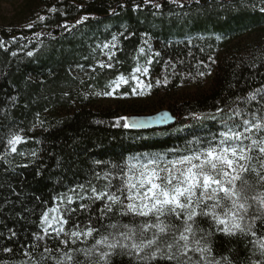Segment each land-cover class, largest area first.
Returning <instances> with one entry per match:
<instances>
[{"label":"trees","instance_id":"trees-1","mask_svg":"<svg viewBox=\"0 0 264 264\" xmlns=\"http://www.w3.org/2000/svg\"><path fill=\"white\" fill-rule=\"evenodd\" d=\"M262 4L264 0H152L147 5L145 0H30L28 24L33 27L0 25V40L5 41V48H0V156L12 134L22 137L17 149L24 153L0 159V262L20 264L24 257L17 253L40 231V217L53 206L52 198L106 170L95 161L122 163L128 155L179 148L191 134L203 137L218 129L206 121L176 131L186 121L193 124V113H214L217 107L236 105L248 111L260 107L257 101L245 104L237 97H247L264 86ZM52 8L58 11H49ZM39 16L45 20L39 21ZM82 17L87 19L70 32L58 27L67 24L71 28ZM35 33L43 35L37 38ZM113 34L118 35L112 49L114 67L101 69L98 61H107V56L96 46L110 41ZM146 39L153 53H161L150 65L147 55L139 53L141 47L147 49ZM30 50L33 57L26 56ZM138 64L149 68L145 84H152L149 80L168 65L171 72L162 93H152V84L144 95H132L135 84L129 82L121 84L109 102L94 94L111 90L118 75L134 74ZM90 66L96 70L91 71ZM204 67L208 68L204 83L186 90L180 87L183 76L179 72L193 76ZM163 107L176 121L181 118L174 130L168 131L171 125L122 126L121 117L127 116L133 123L140 115ZM93 183L99 188L104 182ZM72 206L77 212L67 228L77 222L86 227L101 205L97 202L90 213L80 211L79 202ZM92 226L101 228V234L109 230L96 220ZM201 226L207 229L208 224L201 221ZM10 230L16 233L11 239ZM44 243L40 242L41 249ZM47 243L52 248L58 245L52 240ZM3 247H11L13 253H3ZM248 249L250 244L246 248L240 237L229 239L217 233L213 238L217 259L228 255L234 264H247ZM34 254L39 258V251ZM193 255L199 259L198 254ZM114 264L134 262L118 257Z\"/></svg>","mask_w":264,"mask_h":264},{"label":"snow or ice","instance_id":"snow-or-ice-1","mask_svg":"<svg viewBox=\"0 0 264 264\" xmlns=\"http://www.w3.org/2000/svg\"><path fill=\"white\" fill-rule=\"evenodd\" d=\"M151 2L145 0L146 5ZM155 7L158 9L160 5ZM259 10L264 12V4ZM86 19H78L71 28L67 24L58 27L70 32ZM38 20L44 21L45 16H39ZM34 35L39 38L43 33ZM118 35L124 36V33ZM118 35L113 34L110 41L96 46L107 56V61H98L101 69L114 67L112 49L116 47ZM15 39L13 37V41ZM144 44L147 49L141 47L139 53L147 55L146 64L150 65L161 53H153L147 39ZM0 48H5V41L0 40ZM11 55L15 57L17 53ZM33 55L31 50L26 52L27 57ZM78 67L83 68V65ZM90 68L93 72L96 70ZM133 71L147 75L149 68L138 64ZM197 75L205 73L198 71ZM131 80L135 81L132 95H144V89L153 87L136 75H132ZM128 83L124 76H117L111 82L115 87L94 94L112 96L121 84ZM237 100L245 104L257 101L260 107L248 111L236 105L217 107L210 114L193 113V124H184L175 130L182 132L205 121L218 124V129L207 136L194 135L179 148L128 155L122 158V163L95 161L97 165H105L106 170L95 172L84 183L52 198L53 206L40 217V231L33 233L32 241L17 253L24 257L20 264L29 261L33 264H114L118 257H129L134 264H234L228 255L220 259L213 255V238L217 233L229 239L243 238L246 248L251 245L247 264H264V115L259 114L264 113L261 102L264 86ZM167 118V113L160 117L161 120ZM120 119L124 120V128L147 126L144 122L129 124L127 118ZM21 141L20 135L12 134L0 159L18 153L17 145ZM93 180L104 183L98 188ZM75 202H79V210L84 213H90L97 202L101 205L98 214L89 217L86 227H81L79 222L71 228L65 227L77 212L72 206ZM114 216L120 219L113 221ZM123 218H128L129 222L123 223ZM93 220L109 230L101 234V228L92 226ZM105 221L112 222L105 224ZM201 221L208 224L207 229L201 226ZM15 236L10 230L9 239ZM48 240L57 241V247L49 246ZM41 241L45 242L42 249ZM89 241L94 242L90 246H79ZM2 251L13 253L11 247H3ZM37 251L39 258L34 254ZM54 252L59 256L53 255ZM193 254H198L199 259H194Z\"/></svg>","mask_w":264,"mask_h":264},{"label":"rangeland","instance_id":"rangeland-1","mask_svg":"<svg viewBox=\"0 0 264 264\" xmlns=\"http://www.w3.org/2000/svg\"><path fill=\"white\" fill-rule=\"evenodd\" d=\"M28 1H30V0H0V25H3V26H13V25L21 26V25H24L25 27H28V25H29L28 24V18H29V14H30L29 10L27 8ZM167 67H168V65L165 66L164 70L161 73H159L158 75H154L149 80V82L154 85V88L152 89V93L157 91L160 94L164 91L163 88L165 85V80L168 77V72H171V71H168ZM206 70H208V68H205V67L202 70H200V71H203L205 73L204 76H199V75H193L192 76V74H190V73H184L183 74L182 72H179V74H182V76H183L181 83H180V87L182 89L186 90V89L192 88L194 86V84L197 82L204 83L206 81ZM132 75H136L141 80L146 82V79H144V75H142L141 73H134ZM132 75H122V76H124L126 79H128L129 82H132L133 84H135V81L131 80ZM118 76H121V75H118ZM157 80L160 81L159 84L156 83ZM99 99L102 102H109L113 99V95L112 96H103L102 95L101 97H99ZM163 109H167V108L163 107ZM124 118H127L128 123L131 124V122L129 121V117L125 116ZM180 120H181V118L177 119L176 122H174L170 127H168V131L174 130V128L180 124L179 123ZM122 121L124 123V120H122ZM208 122L215 125L216 126L215 128L219 127L218 124H214L211 121H208ZM188 123H189L188 121L185 122V124H188ZM157 132L161 133V131H159V130H157ZM191 135L188 136V137H190L189 139L193 138V136H191ZM176 147H173V148H176ZM179 147H182V146H179ZM102 185L100 187H102ZM250 248H251V245H250ZM254 258H258V257H254Z\"/></svg>","mask_w":264,"mask_h":264},{"label":"water","instance_id":"water-1","mask_svg":"<svg viewBox=\"0 0 264 264\" xmlns=\"http://www.w3.org/2000/svg\"><path fill=\"white\" fill-rule=\"evenodd\" d=\"M167 113L168 118L166 120H161L160 117ZM137 122L149 123L153 127H166L172 125L176 122V118L172 113L167 109L159 110L152 114L140 115Z\"/></svg>","mask_w":264,"mask_h":264},{"label":"flooded vegetation","instance_id":"flooded-vegetation-1","mask_svg":"<svg viewBox=\"0 0 264 264\" xmlns=\"http://www.w3.org/2000/svg\"><path fill=\"white\" fill-rule=\"evenodd\" d=\"M147 124V126L149 125V123H146Z\"/></svg>","mask_w":264,"mask_h":264}]
</instances>
